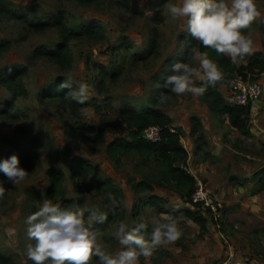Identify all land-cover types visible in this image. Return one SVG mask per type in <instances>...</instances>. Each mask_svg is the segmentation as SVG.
<instances>
[{
	"label": "rangeland",
	"instance_id": "1",
	"mask_svg": "<svg viewBox=\"0 0 264 264\" xmlns=\"http://www.w3.org/2000/svg\"><path fill=\"white\" fill-rule=\"evenodd\" d=\"M3 1L9 10L24 12L27 19L47 23L29 28L26 22L0 11V70L6 66L19 67L16 81L0 79V162L15 155V147L29 151L28 160H19L20 167L29 173L25 181L14 184L0 171V182L6 188L0 199V264H32L25 255L27 245L34 244L27 237L26 220L45 199L64 209L85 210L86 221L87 209L106 213L108 219L104 223L94 222L92 228L110 254L120 250L114 233L121 222L131 229L143 219L149 225L145 238L150 239L152 218L167 214L142 201L146 194L155 191L164 194V205L171 207L175 191L173 187L154 182L157 166L153 160L148 167H138L140 157L136 152L113 150L110 153L106 146L116 137L128 138V127L118 114L122 102L136 110L158 108L168 116L207 105L201 96H178L164 87L173 64L183 62L198 67L196 39L184 31L183 20L173 19L168 11L180 0H144L142 6L140 0ZM255 2L262 16L245 36L253 42L250 56L264 58V0ZM57 20L75 32H82V28L95 23L100 27L96 33L100 34L81 33L65 38L70 60L58 63L34 51L38 45L52 47L62 42ZM153 36L157 44L151 47ZM69 77L72 90L80 83L87 84L90 98L84 105L77 103L78 106L71 107L53 91L49 92ZM203 83L197 80L196 86L201 87ZM82 108L86 114H82ZM3 109L15 117L7 116ZM190 118L197 119L191 115L189 122ZM234 145L264 157V142L251 143L238 138ZM196 150L203 157L209 155L205 144ZM72 158L83 160L89 166L84 173L88 187L84 186L81 175L70 174ZM49 167L54 168L58 178L55 196L46 193L50 184ZM259 171L263 174H257ZM259 171H254L251 177L256 179L258 188L264 189V164ZM224 176L238 182L245 179L234 174L229 176L226 169ZM102 177L111 181L114 191L104 193L90 185L92 179ZM218 201L220 220L218 227L214 226L217 237L208 236L205 229L198 235L199 228L192 229L186 221L173 216L183 233L174 243L180 248L179 253L161 245L148 260L140 257L139 264H219L224 256L225 239L234 247L224 226L223 203ZM136 205L139 211L134 215L130 207ZM205 216L213 224L211 215ZM255 247L264 260V248ZM180 253H191V257L183 259ZM241 258L238 264L246 263ZM91 264H99L98 258L93 257Z\"/></svg>",
	"mask_w": 264,
	"mask_h": 264
},
{
	"label": "clouds",
	"instance_id": "2",
	"mask_svg": "<svg viewBox=\"0 0 264 264\" xmlns=\"http://www.w3.org/2000/svg\"><path fill=\"white\" fill-rule=\"evenodd\" d=\"M143 3L144 0H140L141 6ZM168 11L173 19L183 20L184 31L192 38L217 54L229 56L233 64L252 54L253 42L242 30H250L251 25L262 16L255 0H180ZM195 59L198 67L183 62L173 64L172 74L166 78L164 87L178 96H202L206 89L197 87V80L212 86L225 83V73L207 53L198 52ZM60 88L71 89L65 94L66 98L80 105L90 98L85 83L72 90L71 77L64 80ZM81 112L86 114L83 108ZM0 171L14 184L25 181L29 174L20 167L17 155L0 162ZM5 192L6 188L0 182V199ZM109 199H112L111 194ZM86 211L89 212L87 221L85 210L64 209L45 199L42 206L26 220L27 237L34 241L26 247L27 259L32 264H91L96 257L99 264H139L140 257L148 260L159 246L174 244L183 235L171 215L152 218L150 239L145 238L144 232L149 225L143 219L131 229L121 222L114 233L120 250L110 254L92 228L94 222L104 223L108 219L107 214L99 209Z\"/></svg>",
	"mask_w": 264,
	"mask_h": 264
},
{
	"label": "trees",
	"instance_id": "3",
	"mask_svg": "<svg viewBox=\"0 0 264 264\" xmlns=\"http://www.w3.org/2000/svg\"><path fill=\"white\" fill-rule=\"evenodd\" d=\"M163 1V0H161ZM0 11L12 14L16 18H19L23 22L29 25V28L39 27L46 25V21L27 19L26 13L15 12L9 10L5 5L4 1L0 0ZM14 14V15H13ZM60 26V33L63 37L62 42L55 43L52 47H46L38 45L34 48L38 54L45 56L46 58L55 62L68 63L70 58L67 53V44L64 39L67 37H75L78 34L84 33L85 35H95L100 31L99 25L91 23L88 26L82 28V32H75L70 28H67L63 22L57 20ZM155 30V28H154ZM247 30H242L245 35ZM155 35V32H153ZM157 44L156 37H152L150 40L151 47ZM197 52L207 53L209 58L217 63L219 68L225 73V83L229 86V79L232 77L234 72H243L246 70L252 77H257L260 71L264 70V58L256 56L246 55L242 60H239L236 64H233L231 58L227 55H220L211 48H205L202 43L195 40ZM154 48L150 51L152 52ZM19 71V67L6 66L0 70L1 80H15L16 75ZM258 78V77H257ZM206 90L201 96L203 100L207 102V107L210 112L220 115H226L227 120L231 126L237 129L239 134H245L248 131L249 120L252 116L250 102L245 104H235L226 101L219 93L217 86H212L207 83L201 84ZM53 91L56 96L65 101L67 104L78 106L75 101H70L66 98L68 90L61 89L60 86H53L49 92ZM262 94V93H261ZM8 109H3L4 113L9 117H15ZM118 114L120 119L127 125V137H116L106 146V150L110 153L115 150L119 152H130L134 151L139 155L138 167L149 166L150 161H154L157 166V174L153 179L156 184L165 185L167 187H173L172 189L179 195L180 200L184 205L182 206H171L167 207L162 205L160 202L162 198L152 193L146 194L144 203H150L158 212H164L167 215L184 217L195 222L199 227L198 235H201L205 229L206 216L199 210L193 208L188 203L189 195L194 185V177L187 171L185 167L186 151L179 141L180 129L173 127L169 124L170 117L158 108H141L136 110L128 103L122 102ZM158 125L160 127V138L156 141H150L145 139L141 134V130L148 125ZM190 132L195 134L194 138V149L201 147L206 141L202 136L200 130V124L197 119L190 118ZM15 155L18 156L19 160H28L29 151L24 147H15ZM71 171L72 176L82 177L84 186L88 187L89 184L84 180V173L89 169L87 164H83V160L72 158ZM48 176L50 184L47 186L46 193L48 196H55L58 193V178L54 168L49 167ZM98 191H104L109 193L114 191L113 184L106 178H94L90 183ZM111 190V191H110ZM138 205L130 207V212L134 215L138 214Z\"/></svg>",
	"mask_w": 264,
	"mask_h": 264
},
{
	"label": "crops",
	"instance_id": "4",
	"mask_svg": "<svg viewBox=\"0 0 264 264\" xmlns=\"http://www.w3.org/2000/svg\"><path fill=\"white\" fill-rule=\"evenodd\" d=\"M257 76L264 84V70L260 71ZM217 85L221 96L230 102L228 87L224 84ZM250 108L252 116L245 134H239L237 129L229 124L226 115L218 116L210 112L205 104H201L199 108H190L183 114L169 115L173 117L169 124L180 129L179 141L187 153L185 159L187 171L194 178L204 179L203 182L206 186L209 185L215 199L223 203L224 226L228 231L227 234L231 236V244L236 253L241 254L243 259L248 261L244 264H264V260L255 247L264 248V189L258 188L256 179L251 177V174L254 171H259V168L264 164V157L243 151L234 145L238 138H243L251 143L264 142L263 91L261 96L250 103ZM191 115L198 119L202 136L206 141L205 151L208 152V157H203L193 149L194 142L192 140L195 134H192L189 128V116ZM225 169L229 176L234 174L237 177H245V179L241 182H238V179H227L225 176L223 177ZM257 174L263 173L259 171ZM153 193L162 198V203H160L164 205V194L155 191ZM172 197H174V206L184 205L176 192ZM177 218L186 221L190 228L198 230V225L183 215H179ZM206 231L208 236L215 237L214 225L207 218L205 220ZM203 236L206 240L205 233ZM165 246L179 253L180 248L177 245L165 244ZM191 249L192 247L189 248V251ZM180 255L183 259L191 257V253H180Z\"/></svg>",
	"mask_w": 264,
	"mask_h": 264
},
{
	"label": "built area",
	"instance_id": "5",
	"mask_svg": "<svg viewBox=\"0 0 264 264\" xmlns=\"http://www.w3.org/2000/svg\"><path fill=\"white\" fill-rule=\"evenodd\" d=\"M231 83L228 86V96L230 102L235 104H245L247 101L252 102L257 99L262 91L263 86L259 78L252 77L249 72H234L229 79ZM140 134L147 140L156 141L160 138V127L158 125H148L144 127ZM194 185L189 195L188 203L191 207L199 210L204 215L210 214L213 225L217 228L220 220L221 205L213 196L211 190L200 179L194 178ZM221 234V233H220ZM225 251L219 264H238L241 262V255L225 239Z\"/></svg>",
	"mask_w": 264,
	"mask_h": 264
}]
</instances>
